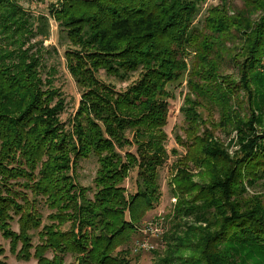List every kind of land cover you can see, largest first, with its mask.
I'll return each mask as SVG.
<instances>
[{
  "label": "trees",
  "instance_id": "trees-1",
  "mask_svg": "<svg viewBox=\"0 0 264 264\" xmlns=\"http://www.w3.org/2000/svg\"><path fill=\"white\" fill-rule=\"evenodd\" d=\"M23 1L33 0H0V231L10 239L12 252L21 259L35 257L39 264H66L64 256L47 255L60 247L75 256L76 264H131L124 246L138 233L132 218L145 216L162 196L160 169L169 159L164 130L173 97L169 87L187 81L195 96H188L181 108L190 120V151L174 165L178 202L168 218L170 232L186 233V241H196L199 264H264V194L249 193L264 185V106L250 103L248 115L242 116L241 93L223 71L228 59L246 85L248 72H264V0H243L246 7L239 11L227 0L209 6L205 29L196 20L208 0H56L48 13L38 15ZM256 9L261 14L251 19ZM52 20L73 47L66 51L69 70L78 83H92L83 91L78 112L86 124L83 119L76 122L74 134L61 121L66 103L54 84L57 69L44 62L52 52L44 46ZM223 35L240 39L241 46L223 45ZM22 36L28 39L26 49H20L26 39L17 47ZM101 71L123 83L135 73L139 77L126 91H117L98 78ZM203 100L218 109L219 122L199 115ZM119 108L138 113L125 118ZM218 128L236 135L226 145L215 135ZM134 145L136 153L130 151ZM100 153V169L106 174L100 173L97 182L104 185L93 198L80 191L79 203L73 205L77 189L68 172ZM135 168L138 191L133 198L145 208L134 210L133 201L127 217L125 209L112 203L123 199L127 170ZM198 168L209 175L207 185L193 181ZM193 192L197 195L187 199ZM41 197L51 221L39 232L47 239L34 245L31 230L39 231L42 210L31 207L36 215L34 210L25 212L24 202ZM89 206L95 218L89 236L82 219L77 233L59 231L67 224L66 211ZM16 215L19 233L11 225ZM106 215L110 219L104 223ZM186 218L206 227L183 230ZM101 228L106 233H96ZM170 239L166 234L165 242ZM176 250L168 246L154 264H169Z\"/></svg>",
  "mask_w": 264,
  "mask_h": 264
},
{
  "label": "rangeland",
  "instance_id": "rangeland-1",
  "mask_svg": "<svg viewBox=\"0 0 264 264\" xmlns=\"http://www.w3.org/2000/svg\"><path fill=\"white\" fill-rule=\"evenodd\" d=\"M230 4V7L236 10H242L246 7V4L243 0H227ZM52 2H56V0H33L30 1H23V6L28 9L32 14L38 15L39 13H48L49 12V6ZM222 0H208L204 6L201 8V12L197 17L196 23L203 26L205 24L204 19L207 15V8L209 6H217L222 4ZM261 14V10L256 9V13L251 16V19H256ZM51 36L48 40L44 42L45 47H49L52 52L48 56H46L45 64L49 67H55L57 69V73L55 75V87L60 89L62 93V98H64V101L66 103L65 109L63 113L61 114V121L63 122L65 129L69 131L70 133L74 134L75 131V123L78 122L80 119H83L84 124H86L85 116L81 117L78 112L81 109V101L83 99V91L84 89H87L91 87L92 83L88 82V85L84 86L85 83H78L76 81L75 76L71 73V71L68 68L67 65V56L66 51L69 49H73L70 42L67 38L63 36L61 33L60 27L57 25L55 21H51ZM204 28V26H203ZM205 29V28H204ZM205 33H210L209 30H206ZM223 45L225 44L227 47H238L241 46L238 44L240 42V39H232L228 35H223ZM21 39H26L25 36H22L19 38V44L18 48L22 45ZM28 39L25 40L24 45L20 47V49H26V47L29 46V43H27ZM222 40V38H221ZM24 41V40H23ZM56 47V50L54 51L52 48ZM233 55V54H232ZM223 56V54H222ZM190 59V58H189ZM231 59V58H230ZM76 60V59H75ZM191 60H194L193 58ZM190 60V61H191ZM225 66L223 71L232 77L230 79V83H232L233 86H235V90L237 92H240L241 95L238 96L239 101H241L242 105V116H247L250 103H258L262 106H264V72L262 71H253L248 72V79L250 81H247V85L244 83H241L239 74L237 72V69L233 67V64L230 62H227L228 59H225ZM195 62L198 63V58L195 59ZM248 61H246L247 63ZM41 76L45 79L47 77L46 71L43 70ZM139 77L138 73H135L133 75V78L129 82H121L117 80L116 78L112 76H107L104 71H101L98 74V78L103 81L104 84H110L115 86L117 91H126L131 84H133ZM244 86V88H243ZM170 91L172 92L173 97L170 99V113L168 118V124L165 127V133L168 136L167 138V150L169 152V159L166 162V164L160 169V183H161V189H162V196L159 197V199H155L153 204V208L147 211V214L143 216L142 218H132L134 219L136 227H138V233L134 235L133 240L130 244L127 246H124V248H127L128 252L131 253L130 259L131 264H154L156 261L161 258V255L170 245L176 246L178 250L174 253L175 257L172 262L169 264H199L200 257H199V249L196 247V241H186V233H174L170 232L171 229V221L168 219L170 218L171 214L173 213V210L175 208V204L178 202V198L174 197V185L173 180L175 176V170L174 168L175 161L177 163V160L189 155V151L186 142H188L189 138L186 134L187 128H190V120H186L185 114L183 112L184 103L186 98L189 96L191 98H195L193 94L190 93L187 81H183L182 83L176 82L172 85H170ZM251 89L250 91H247V89ZM86 91V90H85ZM236 92V93H237ZM86 96L88 98V101H92L91 98ZM237 97V96H236ZM236 97H234V101H237ZM121 114L122 117L129 118L130 115H135L138 112H130L129 109L125 108H119L118 113ZM198 113L201 115L207 122L213 121L214 123L219 122L220 120V113L218 109L207 103V101L203 100L202 106L198 107ZM124 115V116H123ZM120 115L118 116V118ZM121 118V117H120ZM103 122L102 120H100ZM89 125V124H88ZM87 125V126H88ZM132 131L128 130V135H131ZM164 134V133H163ZM126 135V134H124ZM162 134L156 132V136L160 137ZM215 135L219 140L224 142L226 145L231 141V139L236 135V133H230L227 130H223L222 128L216 129ZM72 136V135H71ZM177 136L181 137V141L177 139ZM71 137L69 136L70 139ZM58 141V140H57ZM185 142V145L182 143ZM70 147V146H69ZM236 148H231V153ZM130 151L132 153H136V146H132L130 148ZM125 153V152H124ZM106 156V155H105ZM104 157L103 154L100 153V157L92 155L90 158L83 159L80 161V163H75L74 169L73 167L68 172L71 175L72 181L76 186L75 191H77V197L74 198L75 201L72 202L73 205H76L79 203L80 191H84V195L87 199V197L93 198V196L100 190V187L104 185L102 182L98 183V175L101 173V175H105V171L103 169H100L101 165V158ZM140 169L144 171L145 166H142ZM128 174L124 178V182L122 183L124 185V191L123 193V199H115L112 203V207H116L117 209H125L126 213L124 215H127V217H131L130 213L128 212V205L132 204L133 201L135 203L134 210H137L139 208L143 209L144 204L142 200L136 199L134 200V195L138 191L137 187V178H138V168H135L133 170H127ZM205 168L194 170L193 174V181L200 184V185H207L209 182V175L204 172ZM104 172V173H103ZM108 172V170H107ZM264 182V181H262ZM95 193V194H94ZM121 193V194H122ZM250 195L254 193L264 194V185L258 184L256 189H250L249 191ZM197 193L193 192L190 195L186 196V198H192L196 196ZM84 197V198H85ZM125 197V198H124ZM83 198V199H84ZM251 198V197H249ZM33 200V201H32ZM32 204H28L24 202L25 205V212L27 211H33L36 215L37 211L35 209H32L31 207H40L41 206V212H42V220L41 225L39 226V231H32L31 233L34 234L33 242L34 245H37L39 242L42 243L47 238L42 237L39 235V232L42 230H45L46 223H50L51 219L48 218L50 214V210L44 205L45 200L41 198L39 199H32ZM159 200V202H158ZM123 203H122V202ZM119 202V203H116ZM21 203H23V200L21 199ZM90 206L85 207L79 211L78 207L73 209H69L66 211L64 216L67 218V224L63 226V229L60 228V232H64L65 234L71 233V231L74 229L75 232H78L79 222L82 219L83 223L82 226L86 227L88 229V236L91 234L89 226L92 225V223L95 221L94 217H90L89 214ZM40 212V214H41ZM142 214V213H140ZM104 223L108 221L107 219H110L108 215L105 216ZM96 219H99V217H96ZM103 219V218H102ZM131 219V220H132ZM20 218L19 215H16L14 217V220L12 222V230L19 233L21 232V223L19 222ZM50 220V221H49ZM186 223V224H184ZM101 222L96 224V227L99 226ZM195 226V227H206V225L202 223L195 224L190 219H184L183 220V230L188 229V226ZM94 228V227H93ZM62 230V231H61ZM92 230V229H91ZM94 233V230H93ZM96 233H106V230L104 229H97ZM168 234V237L171 239L165 242V235ZM175 236V237H174ZM176 239H181L182 243L174 242ZM45 239V240H44ZM90 245V244H89ZM3 248H2V247ZM0 247L3 249V252L0 253V264H39L37 258L32 257L30 259H21L17 256V252H12L11 250V241L10 239L6 238L2 235V232L0 231ZM22 247V243L19 244V247L17 251H20V248ZM62 249L58 247L57 249H52L47 254L48 256H52L53 253L58 254L59 256H64L66 264H76V258L69 252H62ZM32 251H35V248H32ZM159 264V263H157Z\"/></svg>",
  "mask_w": 264,
  "mask_h": 264
}]
</instances>
